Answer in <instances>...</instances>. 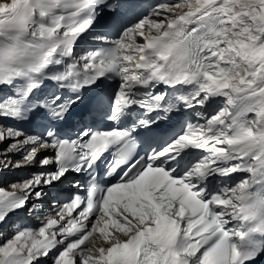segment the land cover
Segmentation results:
<instances>
[{"label": "snow or ice", "instance_id": "snow-or-ice-1", "mask_svg": "<svg viewBox=\"0 0 264 264\" xmlns=\"http://www.w3.org/2000/svg\"><path fill=\"white\" fill-rule=\"evenodd\" d=\"M97 5L107 8L108 26L117 37H93L106 47L76 58L71 67L80 63L83 72L48 77L71 95L30 101L49 66L59 64L61 56L73 57L78 38L94 23ZM126 7L125 0L0 2V89H14L18 80L27 84V107L16 102L21 97L13 91V102H0V119L26 121L32 127L26 132L0 126V141L12 139L6 151L24 153L13 168L56 165L14 184L12 192L0 191V229L21 225L0 245V264H47L40 258L51 264H252L264 254L251 242L246 249L232 242L236 236L243 245L252 233L264 231V192L249 190L264 182V0L162 3L125 25L120 17ZM60 8L75 11L59 15ZM184 8L188 10L176 11ZM85 12L88 16L79 19ZM101 77L120 79L110 119L119 121L132 106L163 115H149L128 128L93 132L88 142L82 139L90 135L87 128L74 140L61 138L60 125L82 102L83 89ZM158 84L189 86L190 92L178 97L185 110L210 106L215 98H222L224 107L176 133L185 114L177 103L166 101V92L152 93ZM195 115L203 117L201 112ZM138 130L147 137L141 138L140 151L134 135ZM48 149L55 156L38 159ZM105 153L117 157L108 161L119 168L113 184L103 190L91 187L86 198L75 195L57 211L59 221L71 217L66 223L58 226L57 218H48L36 230L26 226L40 207L30 201L46 196V185L70 171L94 170ZM9 163L0 161V167ZM236 173H248L251 180L218 191L209 186L210 177ZM90 216L96 219L89 221ZM105 217H113L110 225ZM231 222H238L240 230L230 233ZM249 223L258 227L244 232ZM109 227L121 235L109 237ZM97 231L106 246L89 241Z\"/></svg>", "mask_w": 264, "mask_h": 264}, {"label": "bare ground", "instance_id": "bare-ground-1", "mask_svg": "<svg viewBox=\"0 0 264 264\" xmlns=\"http://www.w3.org/2000/svg\"><path fill=\"white\" fill-rule=\"evenodd\" d=\"M2 0H0V2H1ZM8 147H9V145H8ZM20 153H13V152H10L9 153V157H11V156H18Z\"/></svg>", "mask_w": 264, "mask_h": 264}]
</instances>
